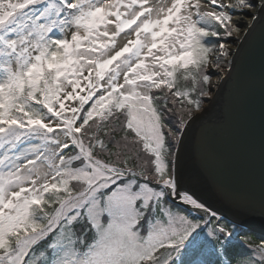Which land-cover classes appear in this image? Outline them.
<instances>
[{"label":"snow or ice","instance_id":"1","mask_svg":"<svg viewBox=\"0 0 264 264\" xmlns=\"http://www.w3.org/2000/svg\"><path fill=\"white\" fill-rule=\"evenodd\" d=\"M245 17L264 0H0V264H264L178 173Z\"/></svg>","mask_w":264,"mask_h":264},{"label":"water","instance_id":"2","mask_svg":"<svg viewBox=\"0 0 264 264\" xmlns=\"http://www.w3.org/2000/svg\"><path fill=\"white\" fill-rule=\"evenodd\" d=\"M198 116L180 151L184 186L264 241V19L253 21Z\"/></svg>","mask_w":264,"mask_h":264},{"label":"trees","instance_id":"3","mask_svg":"<svg viewBox=\"0 0 264 264\" xmlns=\"http://www.w3.org/2000/svg\"><path fill=\"white\" fill-rule=\"evenodd\" d=\"M209 39L215 40L217 38H209ZM175 76H176V88H181V89H185V88L190 89L191 88V81L190 80L185 81L183 79V77L181 76L180 72H177L175 74ZM175 90L176 89L174 88L173 91H175ZM224 223L226 225H228L230 228L236 226L235 224H233L227 220H224ZM239 235L241 237L248 238L249 241L253 244L262 242V241L258 240L254 235L250 234L244 228H242V231L239 232ZM248 254H249V249L246 248L243 244H241L239 239H234L233 244L229 248V256L233 257V258L246 257Z\"/></svg>","mask_w":264,"mask_h":264},{"label":"bare ground","instance_id":"4","mask_svg":"<svg viewBox=\"0 0 264 264\" xmlns=\"http://www.w3.org/2000/svg\"><path fill=\"white\" fill-rule=\"evenodd\" d=\"M204 1H207V0H201V2L203 3ZM225 2H227V3H232V1L230 2V0H225ZM237 19H239V16L237 15ZM245 19L246 20H248V22L252 25V23H253V21L251 20V17H245ZM249 28L250 27H245V28H243V35H241L240 37H239V40L238 41H236V40H234L235 41V46L232 48L233 49V53L235 54V52L238 50V48H239V46H240V44L242 43V41L244 40V38H245V36H246V34H247V32H248V30H249ZM230 47H232V46H230ZM234 56V55H233ZM233 56H231L230 57V59L231 60H233ZM211 71L214 73V78H213V84H215V82L219 79L220 81H221V84H222V82H223V80H224V78L226 77V75L227 74H224L223 76H221L220 74H217L216 73V70L215 69H212L211 68ZM220 88V87H219ZM219 88L217 89V88H215V87H213V92H214V97L216 96V94H217V92H218V90H219ZM214 97H213V99H214ZM213 101V100H212ZM212 103V102H211ZM211 103L209 104L208 102H207V100H205V105H204V107H209L210 105H211ZM200 114V113H199ZM198 114V115H199Z\"/></svg>","mask_w":264,"mask_h":264},{"label":"rangeland","instance_id":"5","mask_svg":"<svg viewBox=\"0 0 264 264\" xmlns=\"http://www.w3.org/2000/svg\"><path fill=\"white\" fill-rule=\"evenodd\" d=\"M231 1L234 2V0H230V2H231ZM207 2H208V0H207V1H204L203 3L206 4ZM225 3H227V2H225ZM208 7H209V8H214L215 6L209 4ZM233 19L236 20V19H237V15H235V16L233 17ZM228 43L230 44V46H232L231 49L235 46V41H234L232 38H229ZM232 51H233V49H232ZM209 71L212 72V71H211V68L209 69ZM212 73H213V72H212ZM213 78H214V73H213V75H212V82H213ZM204 105H205V103H204ZM205 108H207V107H205ZM2 151H3V150H0V153H2ZM0 159H2V155H0Z\"/></svg>","mask_w":264,"mask_h":264}]
</instances>
